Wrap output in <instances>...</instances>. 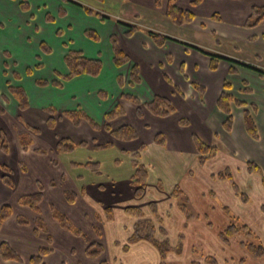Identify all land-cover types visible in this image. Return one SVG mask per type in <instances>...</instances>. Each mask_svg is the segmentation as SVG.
Returning a JSON list of instances; mask_svg holds the SVG:
<instances>
[{
  "label": "crops",
  "instance_id": "1",
  "mask_svg": "<svg viewBox=\"0 0 264 264\" xmlns=\"http://www.w3.org/2000/svg\"><path fill=\"white\" fill-rule=\"evenodd\" d=\"M21 1L0 0V132L8 138L6 123L10 121L12 125L10 131L13 133L17 147L14 155L11 145L8 153L0 146V164L7 165L14 171V188H10L0 179V210L3 205H10L17 207L19 212L15 213L12 207V216L2 224L0 245L7 243L22 261H4L0 256V264H33L31 258L39 256L41 249L48 250L42 264H106V261L101 260L103 256H109L107 249L100 256L88 255L90 242L88 243V238L82 230L84 236H78L65 229L54 217L55 211L52 214L48 213L51 218V230L47 229L45 224L39 226L43 222L39 223L40 219L36 217L41 212L42 203L39 212L20 203L21 197L38 192L42 184L44 187L47 186L45 187L47 190L58 194L56 199L65 210L63 212L80 211L79 215L88 224L89 231L80 223L78 226L87 230L88 237L100 234L99 236L105 237L106 240V237L111 236L119 254L114 258L115 264H125L119 262L120 259L126 262L125 260L134 258L133 255L129 257L132 247L118 248L120 243L118 234L126 232L128 237L123 242L130 243L138 218L132 217L128 221L127 216L133 215L126 213L127 208H125L122 214L127 221L122 214H120L121 220H116L112 215V208L107 204L110 199L123 195L126 190L122 185L130 188L128 193L134 188L133 155L137 152L140 153V162L149 170L146 189L154 185L157 193L162 195V199L173 203L179 212L175 225L178 245L171 252L181 257L183 250L181 252L180 237H183L184 232L193 235L195 229L198 240L207 242L210 246L219 243L224 250L226 247L224 245L229 243V240L224 239V233L234 224L230 202L240 213L246 215L250 200L234 183L235 177L232 174L231 180L218 178L219 173L229 170L227 167L222 165L215 169L211 164L221 157H227L238 163L243 162L242 173L252 179L255 173L247 169V164L254 162L262 166L264 162V75L242 65L264 70V21L255 28L246 27L253 8L264 6V0H173L175 5L190 10L195 15L194 21L184 25L173 24L166 15L172 0H159V2L158 0H105L103 3L93 0L98 6L92 0L86 2L79 0L83 5L110 16L111 19L105 21L90 17L81 7L63 0H38L35 5L33 0H29L30 7H42L45 3V6L54 3L56 15L61 9L64 10L66 16L60 20L62 27L58 28V23L50 24L55 25L52 27L54 32L58 29L66 30L67 33H64L62 38H58L59 42L66 44L73 51L82 53L87 59L102 62V72L98 77L81 75L70 81H62L59 76H67L69 69L64 63L67 48H61L58 57V62L62 66L61 73L51 75L45 80L49 83L47 87L36 84V81L42 77L39 73L34 72L31 77H26V73L21 72L22 67L20 68L19 64L22 65L20 58L23 56H32L30 64H27L31 68H35L38 64L42 69L44 68L43 62L38 61V56L41 54L38 45L33 52L31 45L26 42L28 34L23 28L34 32L37 24L31 19L33 16L31 10L29 13L22 11ZM108 1L113 6L112 12L103 9L102 5ZM119 20L137 25L140 29L131 36H126L128 29L120 24ZM144 29L159 32L172 39L158 46ZM87 31L96 32L100 38L99 42L86 38ZM111 37H116L120 45L131 55V61L122 67L114 64ZM184 43L240 64L220 59L218 68L212 70L211 57ZM21 45H24L25 50L19 56L17 49ZM52 48L53 51L56 50L55 47ZM225 48L231 51H225ZM5 53L8 54L7 57ZM51 58L55 59L56 54ZM136 64L140 67V83L133 84L131 70ZM232 68L235 70L234 73L231 72ZM15 74H19L20 79H16ZM225 81L231 83V93L236 98L247 103L248 106H257L255 121L259 130L258 140L250 137L245 129V109L235 105H232L234 118L232 132L225 131L223 126L225 115L218 107ZM53 83L60 84L61 88ZM196 86L202 87L204 92L201 93ZM10 87H22L25 90L29 100L28 110L20 112L18 101L11 94ZM125 95L136 98L140 106L125 98ZM156 95L168 98L172 102L175 107L173 114L168 117H158L145 109L143 105L152 102ZM118 105L122 106L124 113L110 123L112 129L124 125L132 126L138 132L136 140L114 141L107 131L94 130L86 121L76 126L68 119H66L68 122H64L65 118H57L55 126L49 125L53 115L50 114L49 108L64 113L76 111L80 107L100 128H103L106 115ZM138 109H141V114ZM30 114L42 116L46 131L55 132L60 124L68 123L69 127L76 129L89 126L93 133H105L107 138L105 143H98L99 140L94 139L93 147L95 144H106L110 141H113L114 145L108 149L122 146L123 149L120 150L129 160V171L126 176L117 172L120 169L119 160L113 161L115 165L113 169L118 176L112 172H105L104 161L101 160H90L100 163V174L76 166L75 164L85 163L67 158L73 155L76 149L71 153H60L57 144L61 137L58 136L51 143H46V150L25 145L19 139L31 129L35 130L36 137L41 133L39 129L23 122ZM184 119L187 120L185 125L181 122ZM159 134L164 135L163 145L156 142ZM144 136H147L149 141L142 139ZM195 137L209 146L216 147L218 149L216 156L201 163ZM128 145L132 146L131 149ZM155 167L158 168V172ZM163 167H167L171 172L172 167H175L174 178L183 180V188L179 185L180 181L165 184L164 176L159 169L163 170ZM255 175L258 176L260 189L264 191L262 177ZM175 188L180 189L186 196L191 218L182 211L180 200L173 195ZM74 192L78 197H75ZM68 193L74 196L72 201L67 196ZM132 193L136 196L135 191ZM241 194L246 195L245 200ZM217 196L225 199L224 205L218 203ZM192 197L195 199L194 205H192ZM103 198H108L106 203L102 201ZM53 202L50 204H54ZM152 204H149V209L157 212L158 208H152ZM97 205L100 212L103 211L102 206L105 213L107 211V218L103 221ZM162 212L167 220H171L170 211L164 209ZM254 213L262 224L264 234V199L261 198ZM213 217L218 218L220 223L216 224ZM22 220L27 223L23 224ZM155 220L159 221V226L165 231V234L158 232L157 238L168 240L165 238L168 236V231L162 217L157 216ZM98 226H101L102 230ZM242 244L236 242V247L239 248V245L243 246ZM143 245L157 249L148 241L131 244L141 247ZM157 252L161 254L158 249ZM191 252L194 254L196 249L193 247ZM247 253L250 254L249 251ZM159 254L162 264V254ZM211 257L206 255L201 260H193L190 264H202L203 261L204 264H209L213 259ZM232 257L239 258L238 262L244 263V259L232 254L228 259L231 260Z\"/></svg>",
  "mask_w": 264,
  "mask_h": 264
},
{
  "label": "rangeland",
  "instance_id": "2",
  "mask_svg": "<svg viewBox=\"0 0 264 264\" xmlns=\"http://www.w3.org/2000/svg\"><path fill=\"white\" fill-rule=\"evenodd\" d=\"M29 5L30 2L29 0H27ZM36 1L38 0H33L34 5L36 4ZM75 2L80 3L81 5H83L81 2H79V0H74ZM86 2V0H81ZM91 1V0H90ZM96 2H99L97 0H95ZM95 1L92 0V2H94V4H96L98 6V3H95ZM105 1V0H104ZM23 2V0L21 1V3ZM99 3H103V2H99ZM46 3L42 6V7H30L28 12H23L24 13H29L30 10L32 11V15L31 19L35 20L36 24H37V28H35L34 32L24 29L26 31V33L28 34V37L26 36V38L28 39L27 44L31 45V48L33 49V52L36 48V45H38L39 47V51L41 52V54L38 56V61H41V63L44 65V68L42 69V66L40 64H38L35 68H31L30 64L31 60H32V56L30 57H25L23 56L22 58H20L21 60V64L20 68H21V72L22 73H26V77H31L32 75L28 74L27 71H32L33 73H39L42 77L40 80H47L51 77V75H58L59 73H61L62 70V66L60 65V63L58 62V57H59V49H63V48H67V53L69 51H73L71 50L66 44H63L61 41L59 42L58 38H62L64 33L66 34V30L65 29H58L57 32H54L52 30V27H54L55 25H50V24H56L58 23V28L62 27V22H60L61 20V16H59V12L58 15H56V5L54 3H50L48 6H45ZM21 6V4H20ZM78 6V5H77ZM86 6V5H84ZM103 6V9L105 11H113L114 9L112 8L113 6L111 5V3L108 1L106 2ZM89 7V6H87ZM91 8V7H90ZM93 9V8H92ZM98 11V10H96ZM101 12V11H99ZM103 13V12H102ZM104 14V13H103ZM106 15V14H105ZM50 16L51 17V21H47L46 17ZM108 16V15H107ZM91 17V16H90ZM95 16H93L94 18ZM110 17V16H109ZM146 17V16H145ZM97 18V17H96ZM98 19V18H97ZM100 20V19H98ZM101 21V20H100ZM119 22V21H118ZM121 24V23H120ZM25 26V25H24ZM60 26V27H59ZM137 26V25H135ZM126 27V26H125ZM128 29V28H127ZM146 30V29H144ZM58 31H61V34L58 35ZM64 31V32H63ZM41 35V37L39 36ZM87 38V36H85ZM42 39V40H41ZM59 43H58V42ZM99 42V41H98ZM41 43H46V45L50 48V50L53 52H51V54H46L45 52H43L40 49V45ZM53 47H55V51H53ZM23 50H25L24 45H21L18 47L17 52L20 56V54H23ZM225 51H231L228 48H225ZM76 52V51H75ZM66 53V55H67ZM56 54V58H51L52 55ZM65 55V56H66ZM35 58V57H34ZM65 58V57H64ZM37 60V58H35ZM65 63V62H64ZM66 65V63H65ZM40 66V67H39ZM67 66V65H66ZM61 88V87H58ZM249 107V106H248ZM81 109L80 107H78L77 110ZM245 109V108H244ZM76 110V111H77ZM83 110V109H81ZM64 122H68V120L64 119ZM26 125H31L32 128H37L40 130V136H35V130L31 129V131L27 134H25L24 136H22V138H20L19 140L23 141L25 145H32V148H41V149H47L46 143H51L52 141H54V139H56V137H70L72 138V140L74 141V143L77 144L76 147V151L75 153H73V155L67 156V158L71 159V160H76L79 161L81 163H86V162H93L90 160H94V161H104V170L105 172H112L113 174L117 175V173H115L116 171L113 169V167L115 166L113 164V161L115 160H119L120 161V169L117 170V172H119L121 175H125L126 173L129 171V160H128V156L123 154L121 152L120 149H123L122 146H119V148L116 149H108L107 151H98V149L93 147V141L94 139L99 140L98 143L104 142L107 140V138L105 137V133H93V130L91 129V127L87 126V127H80L78 129L74 128V127H69L68 123H62L58 126V130L55 132H51V131H46L45 126H44V121L42 120V116L38 115V114H30L27 115L26 118L23 121ZM12 127L10 121H7L6 123V129L8 131V139H9V143L10 145L13 147V154L15 155L16 153V142H15V138L13 136V133L10 131V128ZM19 130V128L17 127V131ZM104 139V141H100ZM142 139H144L145 141H149V138L147 136H144V138L142 137ZM83 141H88L90 145L88 146H81L79 145L80 142ZM131 145H128V148L131 149ZM51 154V153H50ZM222 158V159H221ZM220 159L215 160L212 164L211 167L218 169L220 166L223 165V167H227L230 171V173L235 177V184L239 187V189L246 193L247 196L249 197V204L247 206L248 209H246V215H243L242 213H240L237 208L233 205L232 202H230L231 204L230 209L233 212V223L238 226V227H242V226H246L247 229L249 230L250 233H246L245 231H241L237 236L234 237H224L227 235H224V239L229 240L228 244H225L224 246V250H222L221 245H219V243L215 244V246L213 245H209V243L207 242H203L202 240H198L197 239V233H196V229L193 232V235H188L184 232L183 237H180V247H181V252L183 250V254L178 255L177 253H172V252H168L164 258H162V264H190L193 260H201L203 257H205L206 255H211L213 259H211L209 264H264V256L263 257H255L253 255L248 254L247 249L244 248L243 246H246V244L248 243H253L257 246L262 245L264 247V234L262 233V224L259 222L258 219H256L254 210L256 209V206L260 203L261 198L264 199V191L260 189V183L258 182L259 179L257 175H252V179H250V177H247L244 173H242V167H243V162L242 163H238L236 161H231L229 160L227 157H221ZM248 161L249 158H248ZM223 163V164H222ZM261 166V164H259ZM222 167V168H223ZM263 167V172H264V162H262V166ZM223 168V169H225ZM155 169L158 172V168L155 167ZM161 173L163 174L164 178L163 180L165 181V184L170 183L173 184L176 181H180L179 185L182 187V183L183 180L175 177L174 178V172L173 170L175 169V167H172V172L167 168V167H163V170L161 168H159ZM246 176V177H244ZM163 182V181H162ZM252 182V183H249ZM247 183V184H246ZM123 187H125V190L123 195H120L119 197L115 198V199H110L108 201L109 207L112 208V215L113 217L116 218V220H121V215L122 214V210L125 208H130V207H134V208H138L141 212H142V217L143 218H147V219H152L154 221H157L155 219H157V216L162 217L165 228L168 231V236L165 238H168V242L169 245L172 248H175L178 245V238L176 236V231H177V226L176 225V221H177V217L179 215V212L176 208V206L171 203L169 200H163L162 195H159L157 193V191L155 190L154 185L148 187L145 192L139 196H133V193L135 191V189L133 188L131 193L132 195H130L131 193H128L127 191L130 190V188H127L128 186L126 185H122ZM47 187V186H45ZM42 184V191H43V195H44V200L41 204V212L39 215H37L36 218H39L43 223L39 224V226H43L45 224L46 228L48 229H52L50 226V222H51V218L49 216L48 213L52 214L53 211H55L54 213H59L61 215H64L65 217L67 216V219L71 222V224L74 225V227H76L77 229H80L83 231V233L86 235V237L88 238V243L90 242V244L92 243H99L104 247V250L107 249V254L109 256H103L101 261H106V264H115V260L114 258L119 255L117 254V249L115 248L111 236L102 238L101 236L95 235V237L89 236L87 235V230L89 231V226L88 224H86V221L80 217V211H65L62 206L61 203L56 199V196L58 194H55V192L53 193V191H49L47 190V188H45ZM183 188V187H182ZM40 189V188H39ZM245 189V190H244ZM38 191V190H37ZM75 194V197H78V194ZM62 195V194H59ZM105 197V196H103ZM108 198H103V202L106 203ZM217 200L218 203L220 205H224L225 199L217 196ZM52 201H54V204H50L52 203ZM154 204L153 206H155V208H158L157 212L155 211H151L149 209V204ZM78 204V201L77 203ZM157 204V205H156ZM195 204V199L194 197H192V205ZM189 206H190V202H189ZM13 207L14 212H18L17 211V207ZM106 207V208H109ZM52 208V210H51ZM191 208V206H190ZM97 209L99 211V207L97 205ZM167 209L168 211L171 212V220H167V217L163 214V212L161 213L162 210ZM172 209V210H171ZM48 210V211H47ZM102 212L99 211V213L102 215L101 219L103 221V219H106L107 217V211L105 213L104 211V206H102ZM19 213V212H18ZM26 214V213H25ZM24 214V215H25ZM240 215V216H239ZM123 216V214H122ZM124 217V216H123ZM136 218L135 216H131L128 217V221L131 220V218ZM125 218V217H124ZM214 222L220 223V220L216 217H213ZM125 220L127 221V219L125 218ZM78 223H80V225L85 229L80 228L78 225ZM99 229L102 230L101 226H98ZM55 237V236H54ZM53 237V239H54ZM128 237L126 235V232H122L120 234H118V238L120 240V243L118 245V248H124L125 246L128 247L129 249L132 247L131 249V253L129 254V257L135 256L134 258H129L127 260H125L126 262H124V260H121L119 262L125 263V264H161V261L158 257L159 252H157V249H154L153 247H150V245H143V247L141 246H131V244L129 242H123V240ZM56 240V239H55ZM236 242L238 243H243V246L239 245V248L236 247ZM245 244V245H244ZM196 249V252L193 254L191 252L192 248ZM180 252V253H181ZM233 255L235 257H240L242 259H244V263H239L237 258H233L230 260L228 259V256ZM102 255V254H101ZM161 255V254H159ZM100 256V255H99ZM105 263V262H104ZM202 264H204V261L202 262Z\"/></svg>",
  "mask_w": 264,
  "mask_h": 264
},
{
  "label": "trees",
  "instance_id": "3",
  "mask_svg": "<svg viewBox=\"0 0 264 264\" xmlns=\"http://www.w3.org/2000/svg\"><path fill=\"white\" fill-rule=\"evenodd\" d=\"M63 1L78 5L85 11L87 15L95 16L101 21H105L106 19H111L109 16L103 14L102 12H99L90 7L81 5L80 3L75 2L73 0H63ZM97 1L104 2V0H97ZM20 7L24 12H28L30 9V5L27 0H23ZM166 15L168 19L175 25L189 24L195 19V15L190 10H187V9H184V8H181L175 5L173 3V0L167 8ZM59 16L65 17L66 16L65 11L61 9L59 11ZM46 20L48 22L51 21V17L47 16ZM263 21H264V6L254 7L250 17L247 20L246 27L255 28L259 26ZM119 23L123 24L124 26L128 28L126 36H131L134 32L140 29L138 26L126 23L121 20H119ZM144 31L154 40V42L158 46H162L167 40L172 39L159 32H155L151 30H144ZM57 34L60 35L61 31H58ZM85 35L95 42H98L100 40L98 34L94 31H87L85 32ZM110 43H111L113 53H114V58H113L114 64L117 67H122L128 64L131 61L130 53L120 45L116 37H111ZM184 44L188 47H193L197 49L198 51H201L202 53L211 57L212 59L211 69L212 70H216L218 68V60L227 59L220 55L204 51L190 44H186V43ZM40 49L46 54H51L52 52L50 48L46 45V43H41ZM5 56L7 57L8 54L5 53ZM227 60L233 63H236V64H240L239 62H236L234 60H230V59H227ZM64 62L66 63L69 69V74L67 76H59L62 81H70L81 75L98 77L102 72V62L100 60L87 59L80 52L69 51L64 58ZM242 65H245V67L252 68L258 71L260 74L264 75V70L262 69H256L246 64H242ZM231 72L234 73L235 70L232 68ZM27 73L30 75L33 74L32 71H27ZM15 78L20 79L19 74H15ZM131 80L133 84L140 83V67L138 64H136L131 70ZM36 84L40 87L49 86V83L45 80H37ZM53 85L61 87V85L58 83H53ZM196 88L201 93L204 92L202 87L196 86ZM231 90H232L231 83L229 81H225L224 91L222 92L219 98V101H218V107L225 115V121L223 124L225 131L228 133L232 132V128L234 124V118L232 115V105H235L239 108H245L244 110L245 129L250 137H252L255 140H258L259 130H258L256 121H255V114L258 111L257 106L250 105L249 108L247 109L248 104L236 98L231 93ZM10 92L15 97V99L18 101L20 112H24L28 110L29 100H28V96L25 90L22 87H10ZM124 97L127 99H130L136 105L140 106V102L136 98L130 95H125ZM143 106L153 115L158 116V117H168L171 114H173L175 111L174 105L168 98L157 96V95L154 97L152 102L144 104ZM138 110L141 114L142 112L141 109H138ZM49 112L50 114H53L50 118V123H49L50 127L55 126L57 118L59 119L65 118V119L70 120L76 126L80 125L81 122L86 121L94 130L102 129L104 131H107L111 135L114 141L130 142L138 138V132L132 126L124 125L117 129H112L110 123L114 119H116L117 117L121 116L124 113V110L121 105H118L112 112L106 115V123L103 128H100L97 125V123L81 109L77 111L58 113V111H56L54 108L51 107L49 108ZM181 122L184 125L187 124V120L185 119L181 120ZM194 141L197 146V150L199 153V160L201 163H205L208 159H211L216 156L218 152V149L216 147L207 145L206 143H204L203 140H201L198 137H195ZM156 142L159 145H163L165 143L164 135L159 134L156 138ZM79 145L87 146L89 145V143L81 142ZM113 145H114V142L110 141L106 144H95L94 148L98 150H104V149L111 148ZM0 146L4 152L6 153L9 152L10 144H9L8 138L2 132H0ZM76 147H77V144L74 143V141L71 138H61L57 144V149L60 153H71L76 149ZM139 157H140L139 152L133 155L134 173L132 176V180H133V184L135 188V194L137 197L141 196L145 192L146 184L148 183V178H149V170L143 163L140 162ZM75 165L85 167L94 173H98V174L101 173V165L98 162H87L85 164H75ZM247 169L251 173L260 175L264 183V175H263V171L261 170L260 166H258L254 162H249L247 164ZM13 172H14L13 169L10 168L9 166L0 164V173H1L0 179L2 180L4 184L9 186L10 188H14ZM218 178L221 180H227V179L231 180L232 176L229 170H225L218 174ZM173 195L180 200L182 211L186 214L188 218H191L192 214L190 213L189 208H188V200L186 196H184L183 192L180 189L175 188V190L173 191ZM67 196L71 199V201L74 198V196L71 193H68ZM245 196H246L245 194H241V197L243 198V200H245ZM42 201H43L42 186H40V189L38 190V192L31 194V195L23 196L20 199V203L22 205L28 206L36 212H39V207ZM153 205L154 204H152V208L155 209V206ZM126 213L138 218L137 222L134 225V233L132 237L130 238L131 244L137 243L140 241H148L160 251V253L162 254V258H164L168 252H171L174 250V248H172L169 245L168 240H159L157 238L158 232L165 234V231L163 230V228L159 226V221H154L152 219L143 218L142 212L138 208H134V207L127 208ZM11 216H12V207L10 205H3V207L0 210V228L2 224L7 219H9ZM54 217L61 223V225L65 229L73 232L74 234L78 236H84L81 230L74 227L65 216L59 213H55ZM38 221L39 223H41V220H38ZM22 222L23 224L27 223V221L25 220H22ZM241 231H245L246 233L251 234V231L249 232L246 226L238 227L233 224V225H230L228 229L225 231L224 235H227V236H224V237L238 235ZM246 248L255 257L259 258V257L264 256V247L262 245L257 246L253 243H248L246 244ZM103 251H104V247L99 243L89 244V247L87 249L89 256H99L103 253ZM47 253H48V250L41 249L39 256L32 257L31 262L33 264H42L43 257ZM0 256L4 261H17V262L22 261L21 257L14 250H12V248L5 242L0 245Z\"/></svg>",
  "mask_w": 264,
  "mask_h": 264
}]
</instances>
